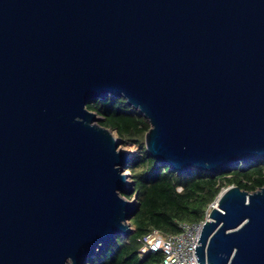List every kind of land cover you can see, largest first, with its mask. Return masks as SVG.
Segmentation results:
<instances>
[{
    "label": "water",
    "instance_id": "95a60500",
    "mask_svg": "<svg viewBox=\"0 0 264 264\" xmlns=\"http://www.w3.org/2000/svg\"><path fill=\"white\" fill-rule=\"evenodd\" d=\"M108 94L177 172L264 160V0H0V264H84L132 232L131 155L87 106ZM196 254L264 264V185L219 192Z\"/></svg>",
    "mask_w": 264,
    "mask_h": 264
},
{
    "label": "trees",
    "instance_id": "16d2710c",
    "mask_svg": "<svg viewBox=\"0 0 264 264\" xmlns=\"http://www.w3.org/2000/svg\"><path fill=\"white\" fill-rule=\"evenodd\" d=\"M87 106L100 115L101 125L115 129L121 140L134 146L125 167L131 186L121 192L128 198L135 197L137 206L130 217L132 232L117 235L84 264H158L163 258L161 251L140 253L139 238L143 234L155 228L165 235L176 233L180 231V222L202 219L219 192L231 184L250 191L264 185L261 158L218 173L197 168L177 172L156 162L145 145V134L150 128L148 118L122 95L96 97Z\"/></svg>",
    "mask_w": 264,
    "mask_h": 264
},
{
    "label": "built area",
    "instance_id": "2783aa9c",
    "mask_svg": "<svg viewBox=\"0 0 264 264\" xmlns=\"http://www.w3.org/2000/svg\"><path fill=\"white\" fill-rule=\"evenodd\" d=\"M211 207L212 203L206 209L205 216L198 221L180 222V231L176 233L165 235L155 228L143 234L139 238L140 253L161 251L163 258L158 264H201L198 261L196 247Z\"/></svg>",
    "mask_w": 264,
    "mask_h": 264
},
{
    "label": "rangeland",
    "instance_id": "374dc122",
    "mask_svg": "<svg viewBox=\"0 0 264 264\" xmlns=\"http://www.w3.org/2000/svg\"><path fill=\"white\" fill-rule=\"evenodd\" d=\"M98 116H99V119H100V115H99V114H98ZM111 130L114 132V134H115L116 136H118V135H117V132H116L115 129H111ZM119 147L122 148V149H125V150L129 151V154H130L131 156H132V154H133L134 151H135L134 146H133L132 144H126L123 140H121ZM128 188H129V187H128ZM130 199H135V197H132V198H130ZM98 249H99V247H98L96 250H98Z\"/></svg>",
    "mask_w": 264,
    "mask_h": 264
}]
</instances>
